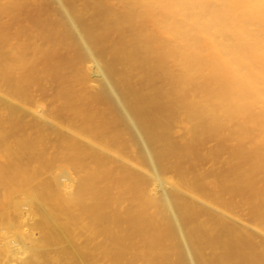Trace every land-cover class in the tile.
Masks as SVG:
<instances>
[{"label": "bare ground", "instance_id": "1", "mask_svg": "<svg viewBox=\"0 0 264 264\" xmlns=\"http://www.w3.org/2000/svg\"><path fill=\"white\" fill-rule=\"evenodd\" d=\"M0 264H264V0H0Z\"/></svg>", "mask_w": 264, "mask_h": 264}]
</instances>
